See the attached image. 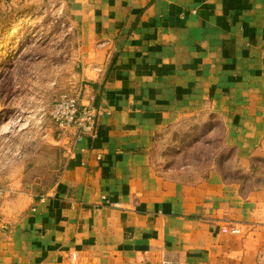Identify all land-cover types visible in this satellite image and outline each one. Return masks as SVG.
I'll list each match as a JSON object with an SVG mask.
<instances>
[{
  "label": "crops",
  "instance_id": "crops-1",
  "mask_svg": "<svg viewBox=\"0 0 264 264\" xmlns=\"http://www.w3.org/2000/svg\"><path fill=\"white\" fill-rule=\"evenodd\" d=\"M35 1L65 6V92L98 113L81 150L54 129L51 161L0 168V264H264V184H247L264 160V0ZM214 121L236 175L152 164L160 136L199 143Z\"/></svg>",
  "mask_w": 264,
  "mask_h": 264
},
{
  "label": "rangeland",
  "instance_id": "rangeland-1",
  "mask_svg": "<svg viewBox=\"0 0 264 264\" xmlns=\"http://www.w3.org/2000/svg\"><path fill=\"white\" fill-rule=\"evenodd\" d=\"M76 37L63 5L0 0V168L27 159L40 167L54 158L57 146L47 114L58 94L71 89ZM214 126L215 135L200 136L199 143L190 127L163 134L156 140L152 164L169 174L182 172L178 168L184 166L202 171L213 163L236 175L232 152L222 147L225 132L217 121ZM253 166L247 184H264V160H255Z\"/></svg>",
  "mask_w": 264,
  "mask_h": 264
},
{
  "label": "built area",
  "instance_id": "built-area-1",
  "mask_svg": "<svg viewBox=\"0 0 264 264\" xmlns=\"http://www.w3.org/2000/svg\"><path fill=\"white\" fill-rule=\"evenodd\" d=\"M97 113L91 105H81L75 95L61 92L47 115L64 144L81 150L83 140L94 136ZM4 195V191L0 190V198ZM228 233L238 235L240 231L230 227Z\"/></svg>",
  "mask_w": 264,
  "mask_h": 264
}]
</instances>
